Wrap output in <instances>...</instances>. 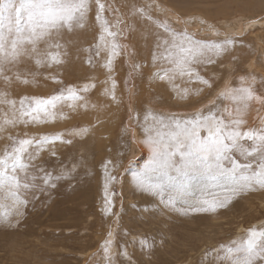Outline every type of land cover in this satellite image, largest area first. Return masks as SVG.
<instances>
[{"label": "rangeland", "instance_id": "rangeland-1", "mask_svg": "<svg viewBox=\"0 0 264 264\" xmlns=\"http://www.w3.org/2000/svg\"><path fill=\"white\" fill-rule=\"evenodd\" d=\"M100 4L103 10L96 0H88L83 27L62 30L54 38L67 52L62 64L37 65L36 56H26L7 74L19 71L28 83L0 78V93L17 101L88 86L80 92L83 100L71 107L59 105L55 118L47 122L5 124L15 117L9 105L0 104V154L13 139L60 136L65 141L47 145L33 161L61 176L55 187L38 184L23 194L27 204L4 201L3 210L11 215L0 223V264H225L214 250L244 240L251 228L264 229V189L233 194L228 185L197 183L187 197L189 203L202 197L230 202L215 211H193L179 203L166 206L159 197L138 189L133 177L152 157L146 129L167 132L153 116H163L165 122L170 117L187 119L219 105L221 114L244 121L242 131L264 128V0H100ZM161 25L196 40L231 37L236 44L213 55L211 62L206 56L192 64L207 85L188 76L160 80L155 73L171 65L154 62L153 56L163 51L157 48L159 43L172 39ZM105 28L115 35H108ZM113 43L119 45V54L112 58L109 71L105 64ZM38 48L45 50L46 42H39ZM241 77H246L243 87H250L254 98L239 105L221 101L226 89L241 87ZM110 176L116 180L109 182ZM145 239L151 247L139 243ZM107 241L111 243L105 253Z\"/></svg>", "mask_w": 264, "mask_h": 264}, {"label": "snow or ice", "instance_id": "snow-or-ice-1", "mask_svg": "<svg viewBox=\"0 0 264 264\" xmlns=\"http://www.w3.org/2000/svg\"><path fill=\"white\" fill-rule=\"evenodd\" d=\"M96 2L103 10L104 5L100 4V0ZM87 5L88 0H0V78L5 82L15 79L28 83L27 79L21 78L19 71L11 76L7 74L26 56H36L37 65L62 64L67 52L61 51L63 46L54 38L62 30L70 32L74 26L83 27ZM161 27L172 39H164L159 43L157 48L162 47L163 51L159 56H153L154 62L160 60L171 65L155 73V78L160 80L188 76L207 85L209 82L194 71L192 64L206 56L211 62L213 55L219 56L236 44L231 37L221 41H200L186 32L177 34L172 33L166 25ZM105 31L110 36L115 35L108 28ZM100 40L103 42L104 37L101 36ZM41 41L47 44L43 51L38 48ZM118 48V44L111 45L105 64L109 71L112 70V58L119 54ZM99 54L97 48L94 55ZM88 62L91 63V57ZM245 79L241 77V87L226 89L219 99L230 100L236 105L252 100V89L243 87ZM87 90L88 86L80 90L68 87L48 97L23 96L19 101L5 99V94L0 93V104L9 105L15 117L6 119L4 123L27 125L47 122L55 118L59 105L67 103L70 107L74 106L77 101L84 99L80 92ZM112 95L115 99L114 91ZM236 111H239V107ZM152 118L167 132L162 134L159 129H146L149 133L146 143L152 150V157L149 164L133 177L141 191L159 197L162 203L173 208L179 203L193 211H215L217 207L226 206L230 199L217 202L215 198L208 200L202 197L195 204L189 203L187 197L195 184L210 182L228 185L233 194L251 188L264 189V128L242 131L240 126L244 121L232 117L231 113L227 116L221 114L219 105L187 119L170 117L165 122L163 116ZM202 131L204 135H201ZM57 141L65 142L60 136L13 139L11 147L0 154V223L7 222L11 215V212L3 210L6 207L5 200H11L14 204H27L28 200L22 198L23 194L32 191L38 184L55 187L56 180L61 176L34 165L33 161L47 145ZM242 141L250 142V146ZM115 180L116 177H109V182ZM105 188L107 192V184ZM106 203V211L110 213L113 202L109 198ZM110 243L106 242L105 253ZM139 243L151 247L146 239ZM214 251L225 264H264V229L251 228L244 240L221 245Z\"/></svg>", "mask_w": 264, "mask_h": 264}, {"label": "bare ground", "instance_id": "bare-ground-1", "mask_svg": "<svg viewBox=\"0 0 264 264\" xmlns=\"http://www.w3.org/2000/svg\"><path fill=\"white\" fill-rule=\"evenodd\" d=\"M28 62H29V61H28L27 59H24V61H23L24 65L28 64ZM30 62H31V61H30ZM54 68H55V67H54ZM105 84H106V83H105ZM105 84L103 83V85H105ZM107 85H108V84H107ZM107 85H106V88H107ZM102 89H104L103 86H102ZM102 89H101V90H102ZM103 93H104V92H103ZM214 99H215V98H214ZM211 102H212V101H211ZM211 106H212V105H211ZM85 107H86V106H85ZM207 108H208V107H207ZM184 115H185V114H184ZM100 117H101V116H100ZM85 121L87 122V120H85ZM83 123H84V122H83ZM96 128H97V127H96Z\"/></svg>", "mask_w": 264, "mask_h": 264}]
</instances>
